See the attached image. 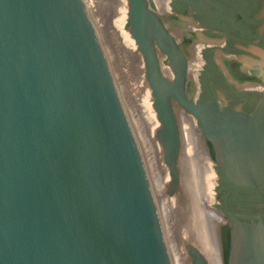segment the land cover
Returning a JSON list of instances; mask_svg holds the SVG:
<instances>
[{
	"label": "water",
	"instance_id": "95a60500",
	"mask_svg": "<svg viewBox=\"0 0 264 264\" xmlns=\"http://www.w3.org/2000/svg\"><path fill=\"white\" fill-rule=\"evenodd\" d=\"M128 5L125 28L143 54L172 176L167 193L180 181L174 102L196 119L205 153L215 163L217 150L231 183L264 185V103L254 116L222 112L216 101L197 104L185 88L187 58L155 2ZM165 20L182 36L185 26L170 12ZM160 54L172 80L162 75ZM223 213L231 220L219 226L225 264H264V221ZM184 244L192 264H209ZM0 264H171L139 148L82 0H0Z\"/></svg>",
	"mask_w": 264,
	"mask_h": 264
},
{
	"label": "bare ground",
	"instance_id": "6f19581e",
	"mask_svg": "<svg viewBox=\"0 0 264 264\" xmlns=\"http://www.w3.org/2000/svg\"><path fill=\"white\" fill-rule=\"evenodd\" d=\"M82 1L97 33L113 82L139 148L163 227L165 222H162L159 199H162L165 204V194H168L167 191L172 182V176L169 167L165 163L163 146L157 136L161 123L154 108L152 89L146 79L143 54L140 52L134 38L131 37V34L125 28L128 21V0ZM169 1L155 0L158 8L157 12L164 19L169 30L180 39L181 36H178L177 32L173 31L170 24L165 20V15L170 12ZM202 46L203 43L201 41H195L193 43V55H188V73L189 77L194 81V90L202 62L199 55ZM164 57L165 55L163 54L159 55L161 61ZM121 58H124L132 68L131 70L134 71L135 75L132 73V77L134 75L133 78L137 82L135 85L136 94L128 92V89L122 83L123 81H120L122 84L119 82V75L117 74V76L113 72L115 68H112V66L118 64L119 62L117 63V61ZM161 72L167 80L173 79L174 74L169 66L163 67V64H161ZM173 110L181 133V146L177 162L180 181L178 186H176L175 196L172 201L173 203L177 202V204H191L196 198L195 193H205L207 189L211 193L210 198L213 201L212 188L216 183L217 175L212 166L214 160L203 149L201 132L198 129L197 121L175 102L173 103ZM208 205L205 209L206 212H203L201 227L197 230L195 229V231L193 230V232L190 230L189 232L191 233L188 232L189 234L182 238L180 245H177L180 238H177L178 242L173 244L167 234L168 232L163 227L171 264H192L185 248L184 243L186 241L198 249L209 264H225L219 236V226L221 224L228 225L229 221L215 210H210Z\"/></svg>",
	"mask_w": 264,
	"mask_h": 264
},
{
	"label": "flooded vegetation",
	"instance_id": "af4514ba",
	"mask_svg": "<svg viewBox=\"0 0 264 264\" xmlns=\"http://www.w3.org/2000/svg\"><path fill=\"white\" fill-rule=\"evenodd\" d=\"M208 1L214 8L180 0H171L169 5L170 14L185 26L180 39L171 33L187 58L188 71L186 48L199 39L203 43L196 88L188 73L186 92L189 95L195 91L189 96L197 104L216 101L222 112L254 116L264 103V0ZM166 63L171 65L167 57ZM211 153L216 158L213 169L217 175V211L230 222L223 212L238 215L248 224L264 221V185H234L226 168L217 162L214 147Z\"/></svg>",
	"mask_w": 264,
	"mask_h": 264
},
{
	"label": "rangeland",
	"instance_id": "374dc122",
	"mask_svg": "<svg viewBox=\"0 0 264 264\" xmlns=\"http://www.w3.org/2000/svg\"><path fill=\"white\" fill-rule=\"evenodd\" d=\"M169 5L171 6V0L169 1ZM105 21H106V19H105ZM126 30L131 34V37L133 38L132 33L127 28H126ZM160 62H161V64H163V67L169 66L171 68V65L169 63H166V57H164L162 61L160 60ZM117 63L118 64H115V66H112V68L116 69V67H117L116 70L113 69V72L116 75L117 74L119 75V78L117 77L119 82L123 81L122 83H123L124 87L128 89V92H130L132 94L133 93L136 94L135 85L137 84V82H136L135 78H133L135 75L134 71L131 70L132 68L130 67L129 64H127L128 62H126L124 58H121L119 61H117ZM132 73L134 74L133 77H132ZM120 74H121V76H120ZM120 78H121V80H120ZM144 78H145V76H144ZM212 166H214V163ZM216 186H217V184L215 183L213 185V188H212L213 201H211V198H210L211 193H209L208 189L206 190L205 193L204 192L195 193L196 198H194V202H192L191 204H186V203H184V204L178 203L177 204V202H175V201H174L175 203H173L172 200L175 196V193L165 194L166 195V197H165L166 198V202H165L166 205L164 204V201L162 199H159V203L161 204L160 205L161 206L160 211H161V216H162V222L163 221L165 222V223H163V227L168 232L167 234H168L169 238H171V241L173 244L179 241V244H177V245H180V243L182 242V238L185 235H187V234L193 232V230L195 231V229L197 230L198 228L201 227L202 221H203V214L206 212L205 209H206L208 204H209L208 206H209L210 210H214L212 208L211 204H217L219 201L215 197V195L217 194V191L215 190ZM161 201H163V202H161ZM163 204L165 207L163 206ZM184 206H186V207H184ZM188 207H189V209H188ZM198 217H199V219H198ZM190 230H191V232H189ZM199 231H200V229H199ZM177 238H180V239H178V241H177Z\"/></svg>",
	"mask_w": 264,
	"mask_h": 264
}]
</instances>
